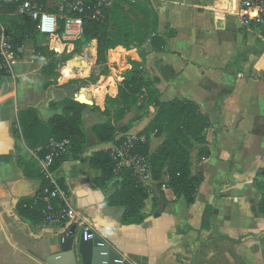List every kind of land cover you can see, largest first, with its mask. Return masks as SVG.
Here are the masks:
<instances>
[{
	"label": "crops",
	"instance_id": "obj_1",
	"mask_svg": "<svg viewBox=\"0 0 264 264\" xmlns=\"http://www.w3.org/2000/svg\"><path fill=\"white\" fill-rule=\"evenodd\" d=\"M155 1L159 31L169 24L175 36L169 52L144 46V71L155 82L161 102H193L213 122L206 132L211 156L198 163L200 144L191 152L192 174L205 177L195 204L188 207L166 183H153L150 177L142 225H123L124 209L107 206L122 178L97 187L100 172L90 167L94 154L109 151L129 135L145 136L151 153L165 140L149 131L158 109L143 94L138 107L118 122L116 139L98 142L93 128L111 119L104 114L106 100L116 99L118 76L114 96L106 98V83L84 88L98 90L83 112L87 145L79 159L55 171L57 182L82 214L75 223L78 231L92 227L128 264H264V216L258 209L262 193L254 186V180L264 181V25L244 28L231 16L239 12L241 0ZM29 42L14 65V77L0 81V264H49L61 251L64 230L33 224L18 211L23 200L35 201L42 189V181L32 177L40 170L41 150L27 146L19 113L36 109L40 120L48 122L61 113L53 105L65 99L80 102L84 90L73 94V79L61 77L53 84L43 75L44 64L33 60ZM89 46L95 61V42ZM107 107L113 115L116 109ZM25 164H35L29 175Z\"/></svg>",
	"mask_w": 264,
	"mask_h": 264
},
{
	"label": "trees",
	"instance_id": "obj_2",
	"mask_svg": "<svg viewBox=\"0 0 264 264\" xmlns=\"http://www.w3.org/2000/svg\"><path fill=\"white\" fill-rule=\"evenodd\" d=\"M125 3L128 10L124 2L120 0L108 7L105 10L106 19L102 23L85 20L82 39L75 44V47L71 45L68 54L63 55L64 57L57 55L55 57L58 59L59 67L62 68L82 58L83 53L80 55L78 50L83 48L84 51L86 45L92 41L95 42L96 65L107 63L110 52L111 60L118 62L119 54L117 53L119 51H124V49L129 52L134 51L139 61L130 63L131 69L126 71L123 81L118 83L116 99L108 97L117 93L116 83L107 85L106 98H108L105 99L104 114L111 116V119L106 124L95 126L93 133L101 144L113 142L120 132L117 127L118 122L127 111L138 107L139 98L145 94L148 104L158 109L155 119L149 126V131L158 136H165V140L154 153L150 152L148 143L140 145L138 152L149 158L151 181L166 183L177 199L184 198L187 206L191 207L195 204L199 187L205 180L203 174L196 176L192 174L191 152L196 144H200L203 147L198 153V163L211 156L206 132L213 126V122L193 102L187 100L160 101L155 82L144 71L143 66L146 63L147 53L145 49L143 52V48L150 43L154 52H169L175 31L169 24L163 32L159 31V15L150 0L146 2L126 0ZM44 6L46 8V5ZM132 12L137 15L136 19L131 15ZM3 18L16 20L15 29L10 30L8 26L6 27V24L2 22ZM2 28L10 35L14 48L24 47L28 40H35L41 36L38 32V23L30 17L20 16L18 5L13 0H0V40ZM51 45L60 53L66 49L55 39L52 40ZM44 51L41 47H37L38 57H34V60L40 59ZM46 66L43 67L42 72L43 75L49 76ZM3 77H5V72L0 70V81ZM107 101L118 103L113 115L107 107ZM95 103L103 105L98 101ZM52 108L55 110L61 108V113L53 116L48 122L40 120L37 110L30 108L19 113L18 123L27 146L33 151L41 150L39 153L41 158L44 157L45 147L51 139L70 142L68 151L53 166V170L56 171L64 162L79 159L86 148L87 135L83 126V112L87 105L72 99H65L53 105ZM34 167L35 164H25V174L29 175L28 171ZM90 167L100 172V177L95 180V184L101 189L106 188L117 177L122 178L120 189L107 198L106 204L109 207L124 209L123 225H142L147 219L144 210L149 198L150 184L140 181L128 169H122L116 174L114 172L115 163L109 151L94 154ZM32 177L42 181L41 192L35 201L23 200L18 206V211L22 218L33 224H39L43 222V192L50 190L51 185L44 179L40 170L36 171ZM254 186L262 193L258 209L264 216V181L254 180Z\"/></svg>",
	"mask_w": 264,
	"mask_h": 264
},
{
	"label": "built area",
	"instance_id": "obj_3",
	"mask_svg": "<svg viewBox=\"0 0 264 264\" xmlns=\"http://www.w3.org/2000/svg\"><path fill=\"white\" fill-rule=\"evenodd\" d=\"M13 1L18 5L20 16L30 17L38 23L39 34L50 39L48 46L60 57L68 54L69 47L71 45L75 47V44L82 39L85 20L97 23L104 22L106 19L105 10L119 0H57L54 12H49L44 6L48 4L49 0ZM232 15L239 19L244 28L261 27L264 25V0H241L239 12ZM53 39L66 47L63 53L52 48ZM24 52V47L14 48L10 35L2 28L0 70L5 72V77L2 80L7 77H14V65L21 59ZM146 143L145 136L129 135L111 148L109 152L115 163L114 172L118 174L122 169H128L140 181L147 182L150 178V161L147 156L138 152L139 146ZM69 147L70 142L68 140L51 139L45 147L44 157L40 160L41 174L51 185L50 190L43 192L42 224L60 228L64 230L62 234L67 235L70 233L71 227L82 219V214L73 206L67 191L57 182L53 166L68 151ZM82 233L85 242L92 241L97 236L92 227H85ZM99 246L107 253V248L103 243H100ZM118 263L125 264L126 262L123 259L118 260Z\"/></svg>",
	"mask_w": 264,
	"mask_h": 264
},
{
	"label": "rangeland",
	"instance_id": "obj_4",
	"mask_svg": "<svg viewBox=\"0 0 264 264\" xmlns=\"http://www.w3.org/2000/svg\"><path fill=\"white\" fill-rule=\"evenodd\" d=\"M56 1L57 0H49L48 4L46 5V8L48 11L54 12ZM120 1L124 2V4L126 5V3H125L126 0H120ZM141 1L146 2L148 0H141ZM150 3H151V5H153L154 3L156 4L157 1L150 0ZM125 7L127 10L129 9L127 5ZM131 15L134 16V18L136 19L137 15L135 14V12H132ZM231 16H232V14H231ZM2 22L5 23L6 24L5 26L6 27L8 26L10 30L11 29L14 30L15 29L14 26L17 24L16 20H13L12 18H3ZM28 41H30L28 44V49L31 53V56L33 57V60H34V57H38V55H36L37 47H41L42 49L45 50L43 52V56H41L40 59H36V61L35 60L34 61L37 62V65H41V64H44V66L47 65L46 70H47V74L49 75V76H47V78L52 80L53 84L59 83V81L61 80V77H62L60 74L61 73V67H59L58 59L55 57L56 52L52 51L51 48L48 46V44H50V39L47 37L40 36L35 40H28ZM91 43L92 42H90L88 45H86L84 51H83V48L78 50V53L80 55H82V53H84L83 57H82L83 59H86L85 50ZM143 52H144V48H143ZM25 54H26V51L24 52V54H22V56L24 57ZM117 54H119V61L118 62H113L111 60V58H110L111 52H110L107 63L101 64V65H96V62L94 61V64L92 65L91 69H90V66L83 69L82 70L83 77L78 76L75 79H73L71 81V83H69L72 86L73 94H76V93L78 94L84 88L99 86V85H101V83L102 84L106 83L107 85L109 83H115L116 76H118L117 80L119 82H122L123 77L125 76V73H126V69L129 68L128 66L130 65V63L133 61H139V59L137 58L138 56H136L134 54V51L129 52L126 49H124V51H119ZM62 68H63V66H62ZM14 69H15V66H14ZM129 69H131V68H129ZM103 76H104V78H103ZM86 90H88V89H86ZM89 90L92 91L93 96L98 94V90L95 88H89ZM139 100L142 101L141 98H139ZM107 104H109V106H112L113 108H116V109L118 107V103H112L111 101H107ZM91 105H93V104H91Z\"/></svg>",
	"mask_w": 264,
	"mask_h": 264
},
{
	"label": "water",
	"instance_id": "obj_5",
	"mask_svg": "<svg viewBox=\"0 0 264 264\" xmlns=\"http://www.w3.org/2000/svg\"><path fill=\"white\" fill-rule=\"evenodd\" d=\"M59 242L61 251L48 259L49 264H60L67 260H73L74 264H120L118 260H123L98 236L85 242L83 233L78 231L76 225L71 227L68 235L61 234ZM100 243L105 245L107 253L99 246Z\"/></svg>",
	"mask_w": 264,
	"mask_h": 264
},
{
	"label": "bare ground",
	"instance_id": "obj_6",
	"mask_svg": "<svg viewBox=\"0 0 264 264\" xmlns=\"http://www.w3.org/2000/svg\"><path fill=\"white\" fill-rule=\"evenodd\" d=\"M86 59L78 58L77 60L66 64L63 68H61V75L63 81H69L71 79H75L78 76L83 77L82 70L89 67L92 68L94 64V53L91 51L90 46H88L85 50ZM89 76V75H88ZM93 97L92 91L89 89L82 90L78 95V100L83 104H90L91 99ZM109 105V104H108Z\"/></svg>",
	"mask_w": 264,
	"mask_h": 264
}]
</instances>
